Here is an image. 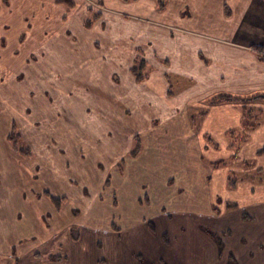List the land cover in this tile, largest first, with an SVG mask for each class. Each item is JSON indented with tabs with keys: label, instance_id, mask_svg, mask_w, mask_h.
<instances>
[{
	"label": "rangeland",
	"instance_id": "1",
	"mask_svg": "<svg viewBox=\"0 0 264 264\" xmlns=\"http://www.w3.org/2000/svg\"><path fill=\"white\" fill-rule=\"evenodd\" d=\"M73 2L72 7L78 9L80 6L81 11L88 9L87 17L84 13L86 26L89 21L90 24L99 22L101 16L108 22L114 23L117 17L123 24L144 27L137 34L140 40L134 41L140 44L139 54H144L142 47L147 29L157 27L153 24L166 25L174 20L176 25H182V20L173 13L178 11L175 8L181 6L182 0ZM114 11L119 14H112ZM0 17V40L5 39L4 43L9 44L0 47V187L11 185L10 198L16 201L18 212H21L18 220L26 230L25 238L20 241L26 248L34 247L32 251L39 252L32 254L35 258L45 261L48 257L56 264H119L123 261L119 259L123 257L119 252L133 249L132 258L136 264H161L166 257L163 259L157 251L162 246H173L178 251L182 248V261L217 264L264 261V190H258L259 186H264V181L260 182L258 177L261 172L264 174V170L259 171L264 168V154L258 153L264 149V143L260 141L264 135L263 97L214 102L210 101L213 94L198 98L193 104L188 102L185 109L178 102L177 108L173 106L171 110L159 112L138 105L127 114L123 133L118 137H106L108 131L115 135L114 128L95 126L98 122L92 110L88 119L82 118L81 112L68 115L73 97L61 95L62 90L57 88L66 83V79L51 76L58 71L61 62L53 66L48 59L36 63L33 54L36 50H31L36 39L27 40L26 47L15 45V40L20 43L28 34L24 25L20 29L21 35L20 31H5L1 25L9 21L5 15ZM26 17V26L36 23L35 17ZM233 17L230 22H234L236 17ZM157 28L168 30L167 26ZM128 31L116 32L117 38ZM129 33L123 40L131 44ZM30 35L38 38L33 32ZM154 36L159 40V33L155 32ZM115 47L111 45L114 53ZM129 49L133 53L134 48ZM59 52L60 58L67 54L61 47ZM21 54L32 55L28 58L31 61L21 62L17 57ZM140 58L146 61L138 55L130 71ZM38 68L43 69L39 72L42 77L36 78ZM98 70L94 66V75L98 76ZM149 70L145 63V78ZM170 82L172 101L187 81L171 75ZM51 88L55 101L47 106V101L40 98L37 91L48 89L41 95L50 100ZM131 98V94L124 98V103L130 107L133 105ZM40 102L44 105L36 107ZM223 102H231L239 108L235 107V111ZM139 103L146 102L141 100ZM62 106L65 109H60ZM233 113H236V120L239 119L236 126L216 127L212 131L209 126L212 115L219 119L227 116L228 119ZM36 116L41 117L37 120ZM188 121L191 128L184 125ZM89 122L92 126H87ZM139 123L141 127L137 126ZM11 129L13 134L8 137ZM135 136L140 140V151L136 156H130ZM13 143L20 149H29L28 153L14 151ZM179 155L187 156L184 163L188 165L194 161L192 157H199L196 165L201 166L203 176L182 175L180 179L178 173L181 171L178 170L181 166L184 170V167ZM217 187L219 189H215ZM1 191L0 200L11 205ZM50 198L62 199L58 212ZM224 201L238 206L227 209ZM3 203L0 201V212L6 209ZM242 213L252 218L244 219ZM11 219H15L14 213ZM149 222L154 223L153 229ZM57 225L59 232H51ZM67 225L69 229L65 227ZM72 227L76 228L77 240L70 237ZM215 239L220 240V247ZM215 245L220 249L217 257ZM248 251L249 255L246 254ZM149 252L154 253L152 257ZM230 254L233 261L228 259ZM32 257L29 259L35 262Z\"/></svg>",
	"mask_w": 264,
	"mask_h": 264
},
{
	"label": "crops",
	"instance_id": "2",
	"mask_svg": "<svg viewBox=\"0 0 264 264\" xmlns=\"http://www.w3.org/2000/svg\"><path fill=\"white\" fill-rule=\"evenodd\" d=\"M0 1V15H5L10 23L1 25L2 28L6 29L5 31L12 29L17 33L24 25L25 31L28 33L24 41L19 43L17 42L18 39L15 40V45H25V43L27 45V40L36 39L38 42L34 41L35 46L31 48L33 52L36 50L33 53L36 63L48 59L53 66L52 64L58 65L61 62L58 71L51 73V76L54 74L58 80L66 79V83L62 82L65 85H59L57 88L62 90L61 95L73 97L71 103L74 102L68 107H72L68 110V115L81 112L80 116L88 119V114L92 110L96 113L98 122L95 126L114 128L115 135L108 131L106 137L120 136L123 133L122 128L126 126L127 114L132 113L131 109L138 108V105L146 106L148 111L153 108L152 111L159 112L166 109L171 110L173 106L177 108L178 102H181L183 108L188 102L193 104L196 99L213 94L228 93L243 98L264 94V61L253 49L258 47L260 51L264 52V0H182L181 6L175 8L178 11H173L177 19L182 20V25H176L174 20H171V23H166V25L152 23L157 27L163 26L165 28L167 26L168 30H162L156 26H151L150 30L147 29V38L142 47L144 54L137 52L140 44L134 42L137 39L140 40L137 34L144 27L123 24L117 17L113 23L100 16L99 22L96 20L95 23L86 26L84 19L88 16L89 11L85 8L81 11L80 6L78 9L77 7H68L56 0ZM150 9L156 10L155 8ZM156 12L159 13V11ZM112 14H119V11H114ZM147 14H149L148 11ZM233 15L236 18L234 22H230L234 18ZM26 16L35 17L36 23L30 21L31 26H26L24 24ZM126 30L129 31L125 35L120 33L117 38L116 32H125ZM22 32L18 33L21 35ZM32 32L38 38L32 37L30 35ZM155 32L159 33V40L155 39ZM128 33L130 34L128 36L129 41H132L131 44L123 40ZM4 42L5 39L0 40V47L9 45ZM133 42L134 44H132ZM112 44L116 45L117 51L115 53L111 48ZM59 47L66 49L67 52L62 58L58 57L60 56ZM131 47L134 48L133 53L129 49ZM27 55L21 54L17 57L21 62L31 61L28 58L30 59L32 55H28L29 57ZM138 55L142 56L146 60L145 63L150 67L148 77L140 82L134 79L130 71V67ZM11 57L14 55L11 54ZM94 66L96 70L99 69L98 76L94 75ZM42 71V68H38L35 77H42L39 74ZM171 75L178 79L184 78L187 81L185 87L178 90L180 91L178 97L176 99L174 97L172 101ZM51 89L49 90L50 100L45 96L42 97L44 91L47 93L48 89L42 90V92L37 91L38 96L40 95V98L47 101L45 104L47 106L52 105L55 101L52 94L54 89ZM128 94H131L132 97L130 103L133 105L131 107L124 103V98ZM141 100L146 103H139ZM223 104H229V107H233L235 111H237L236 108H239V105L231 102H223ZM42 105L44 104L40 102L38 105L36 104V107H42ZM44 107L47 109L46 106ZM119 111L120 114H118ZM64 113L67 115L66 110ZM233 114L235 116L232 115L228 119L227 116L225 118L220 116L222 121L212 115V123L209 125L212 131L216 127L236 126L239 119L236 120V113ZM239 116L237 114V117ZM40 117L36 116V119L39 120ZM222 122L224 123L220 124ZM142 123L144 126L146 125L145 122ZM36 124L38 123L36 122ZM184 125L191 128L189 121L185 122ZM87 126H92V123L89 122ZM137 126L141 127L142 125L139 123ZM39 128L42 131L41 125ZM261 137L263 140L260 141L264 143V135ZM185 157L187 158V156L181 155L178 157L179 161L182 160L181 165L184 167V170H182V166L178 170L181 171L178 173L181 174L180 179L182 175H189L191 178L196 175L203 176L201 166L196 165L198 162L196 159L199 160V157H192L194 161L190 165L184 163ZM171 172L176 173L175 171ZM0 189L2 194L6 195L7 201L11 203L10 205L4 200H0L4 202L3 206L6 208L0 212L2 215V217L0 215L2 218V225H0V264H56L48 257L45 258V261L38 260L32 255L34 253L35 255L39 254L36 250L32 251L35 249L34 247L26 248L23 246L24 244H21L20 240L25 238L26 230H24L25 226L20 223V219L18 220L21 212H18L20 210L16 206V201L10 198L11 185L3 188L1 186ZM5 189L8 190L7 194H5ZM258 190L263 191L264 186H259ZM146 198L144 197V199ZM18 201H21L20 198ZM61 205L62 199L60 207ZM54 209L59 211L57 207ZM13 213L15 219H11ZM17 222H19L18 225ZM65 227L69 229L68 225ZM33 230H35L34 232L38 231V229ZM58 230L59 226L57 225L51 232H59ZM262 233L264 234V232ZM12 240H16V243L12 244ZM158 252H160V257L167 258L161 264H217L214 262L182 261V248L178 251L173 246H162ZM228 252L233 251L229 250ZM215 253L216 257L220 253L218 246H216ZM134 254L133 249L131 251L121 250L119 255L123 257L119 259L123 261L119 264H136L132 258ZM153 254L149 252L151 257ZM234 254L236 255V253ZM246 254L249 255L250 252L248 251ZM30 256H33L32 259L35 262L29 259ZM258 264H264V261Z\"/></svg>",
	"mask_w": 264,
	"mask_h": 264
},
{
	"label": "trees",
	"instance_id": "3",
	"mask_svg": "<svg viewBox=\"0 0 264 264\" xmlns=\"http://www.w3.org/2000/svg\"><path fill=\"white\" fill-rule=\"evenodd\" d=\"M56 1L59 2V3H62L64 5H66L68 7H72L74 5L73 0H56ZM86 24L89 25L90 24V21L87 22ZM253 49L257 53V55L259 56V58L262 61H264V52L260 51V49L258 47H254ZM144 68H145V62H144V60L142 58L138 59L137 62H136V64L131 68V73H132V75H134V78H135V80L137 82L138 81L140 82V81H142V80L145 79V75L143 73ZM252 97H263L264 98V94L262 96H257V94H256L255 96H252ZM252 97L250 96L248 98H246V97L245 98L246 99H252ZM242 98L243 97L233 96L232 94H228V93H220V94H216L214 97H211L210 98V101H214V102H217L219 100H227V101L236 100L237 101V100H242ZM12 134H13V131L8 135V137H11ZM12 145H13V150L14 151L20 150L23 153H28V150L29 149H27V150L26 149H20V148H18L16 146L15 143H13ZM139 151H140V140H139L138 136H135V139H134V148H133V150L131 152H129V154H130V156H136L139 153ZM261 152H264V149H262L258 153H261ZM260 170L262 171V170H264V168L259 169V171ZM258 177L260 179L259 180L260 182L264 181V174H263V172H261V174ZM234 183L235 182H234V179H233L230 182V184H231L232 187H233ZM50 199L52 200L53 205L59 209L60 208V201H61V199H54V198H50ZM224 205H225V207L227 209L228 208H235V207L238 206L236 203H233V202H230V201L225 202ZM214 210H216V208ZM241 217L244 218V219H246V218H249V219L252 218L247 213H242ZM149 224H150V228L153 229V227H154L153 224L154 223L153 222H149ZM75 229H76L75 227H72L70 229V237H71L72 240H77L78 239L77 234H74ZM215 240H216L217 245L220 247L221 246L220 240H218V239H215ZM228 259H229V261H233V259H234L233 255L230 254L228 256Z\"/></svg>",
	"mask_w": 264,
	"mask_h": 264
}]
</instances>
